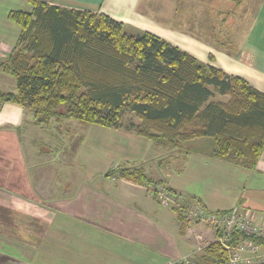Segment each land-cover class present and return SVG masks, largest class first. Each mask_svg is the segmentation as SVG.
<instances>
[{
    "label": "crops",
    "instance_id": "obj_1",
    "mask_svg": "<svg viewBox=\"0 0 264 264\" xmlns=\"http://www.w3.org/2000/svg\"><path fill=\"white\" fill-rule=\"evenodd\" d=\"M30 1L107 15L126 31L151 33L264 94V0H221V8L183 0L187 10L196 4L201 18L208 9L215 24L221 21L213 42L221 49L184 29L156 24L149 14L164 12L161 0H0V64L21 35L9 13L31 12ZM243 5L244 22L231 38L227 25ZM173 13L178 20V9ZM227 44L237 50L227 51ZM0 72V91L16 93L15 79ZM58 125L36 126L32 112L15 103L0 107V264H175L204 255L216 241L214 230L188 224L177 206H164L155 197L154 185L106 177L118 167L142 169L180 198L182 212L199 203L209 212L264 221V151L256 169L247 170L213 159L206 138L184 150L170 149L124 126L87 125L82 135L79 128L69 134ZM73 133L80 140L71 150ZM68 154L71 160L65 161Z\"/></svg>",
    "mask_w": 264,
    "mask_h": 264
},
{
    "label": "trees",
    "instance_id": "obj_2",
    "mask_svg": "<svg viewBox=\"0 0 264 264\" xmlns=\"http://www.w3.org/2000/svg\"><path fill=\"white\" fill-rule=\"evenodd\" d=\"M30 4L31 12L8 16L21 35L0 69L15 79L17 91H0V107L21 105L40 127L65 119L121 128L131 113L141 123L128 129L141 137L170 149L206 138L213 159L256 169L264 151L262 92L151 33L127 34L107 15ZM216 95L228 100L214 101ZM106 177L159 185L139 168L118 167ZM196 262L228 264L229 258L214 242Z\"/></svg>",
    "mask_w": 264,
    "mask_h": 264
},
{
    "label": "built area",
    "instance_id": "obj_3",
    "mask_svg": "<svg viewBox=\"0 0 264 264\" xmlns=\"http://www.w3.org/2000/svg\"><path fill=\"white\" fill-rule=\"evenodd\" d=\"M155 195L164 206L182 207L180 198L165 188L156 189ZM183 210L188 224H202L214 230L215 242L228 254V264H264V221L236 212H209L199 203ZM235 235L242 237L235 241Z\"/></svg>",
    "mask_w": 264,
    "mask_h": 264
},
{
    "label": "rangeland",
    "instance_id": "obj_4",
    "mask_svg": "<svg viewBox=\"0 0 264 264\" xmlns=\"http://www.w3.org/2000/svg\"><path fill=\"white\" fill-rule=\"evenodd\" d=\"M151 1V3L155 0H145V2H149ZM158 2V0H156ZM178 1V2H176ZM200 1H204L205 3V7L206 8H209V5H216V7L218 8H221V0H214L213 3L211 4V0H200ZM161 3L164 4V7H161V10H164V12H158V13H151L149 14V16L152 18V19H155L154 22L156 24H159V25H165L166 27H169V28H178V29H184L185 31H189L190 33L194 34L196 37H199L201 39H204L206 41H209L211 44H213L216 48H219L221 49L220 46H216L213 42H215V40L218 38V34L219 32H221V21L220 23H214L215 21H213V18H210V11H206V16H204V18H201V16H199V12L196 11L195 9V5L194 6H191V10H187L186 9V5H185V2H183V0H165V1H160ZM166 2V3H164ZM175 2V4H174ZM176 3H178L179 5H176ZM159 6V5H157ZM177 8L178 9V12L179 14L177 16V19L178 20H175L174 18H171V16L174 14L173 13V9ZM246 10H247V6L246 5H243L241 10L237 11V16L236 17H233V22H231L230 24L227 25V27L229 28V34L231 36V38L233 37H236L237 38V33H239V29H237L236 27L238 26V24L242 25L243 22H244V19H245V15H246ZM188 11V13H187ZM191 11L195 12V13H190ZM176 13V11H175ZM148 18V16H147ZM153 21V20H151ZM159 22V23H158ZM161 23V24H160ZM238 23V24H237ZM214 26V27H213ZM220 27V28H219ZM216 29V37H215V30ZM242 30L244 31V28H242ZM125 33L127 34H130V35H134V36H137L138 34H135L137 33L136 31H131V29L129 27H127V31L124 30ZM235 32V33H234ZM203 37H201L199 34ZM250 39H246V41H249ZM218 45H221V44H218ZM227 51L231 52V51H236L237 49L230 45H226V48H225ZM0 74H3L2 72H0ZM214 101H222V102H225L227 101V97H221L220 95H216L215 98H213ZM62 123V127L60 128H63V131L64 133L65 132H68L70 134V129H74L75 132H77L78 128H79V132L78 133H81L82 135L86 133V130L89 126H84V125H81L78 121L76 120H61V121H51V123L49 124L50 126H53V127H58V123ZM141 123V120L131 114V113H127L124 118H123V128H128V126L134 124V125H140ZM63 126H66V127H63ZM77 128V129H76ZM81 131V132H80ZM78 133H73L74 136L70 135V137L68 138V141H72L73 144H70L69 145V148L72 150L73 146H75L79 140H80V134ZM63 134V133H61ZM40 148L42 149H45V146L40 144L39 145ZM183 148V147H182ZM180 149V148H179ZM185 148H183L184 150ZM71 152V151H70ZM167 158V157H166ZM71 160V154H68L66 156V160L65 161H69ZM166 162H168L166 160ZM169 164H173V161H170L169 160ZM168 166V165H167ZM178 166L180 167L181 166V163L179 162ZM152 168H157L156 166H152ZM83 171V174L86 173V171L84 170V167L82 169ZM164 189V187L162 186H155V189ZM173 193V192H172ZM177 208H180L179 206H177ZM7 254H9L11 252V249H7L6 250ZM196 258V257H194ZM189 262H185L183 261V263L181 262H177L175 264H197L196 260H192V259H189L188 260Z\"/></svg>",
    "mask_w": 264,
    "mask_h": 264
}]
</instances>
